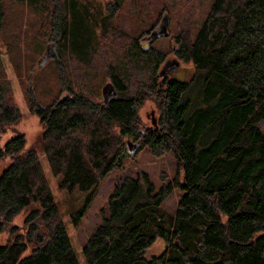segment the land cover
<instances>
[{
	"label": "trees",
	"instance_id": "obj_1",
	"mask_svg": "<svg viewBox=\"0 0 264 264\" xmlns=\"http://www.w3.org/2000/svg\"><path fill=\"white\" fill-rule=\"evenodd\" d=\"M16 1L36 12L42 7L58 45L56 67L68 96L43 107L29 95L28 104L44 128L43 152L58 188L81 200L69 214L72 226L131 149L171 153L181 172V180L157 190L143 172L123 179L109 196L108 217L82 249L85 264H264V0H213L193 39L176 38V57L196 71L189 82L158 71L164 55L134 39L121 69L108 67L100 102L73 90L63 61L92 60L97 13L74 0ZM151 99L157 126L140 132L138 110ZM20 118L0 84V131ZM25 145L19 134L0 148V162L10 160L0 173V234L28 211L25 233L11 226L13 239L0 245V264H79L38 155ZM174 190L180 197L168 215L161 205ZM158 241L161 256L146 260Z\"/></svg>",
	"mask_w": 264,
	"mask_h": 264
},
{
	"label": "rangeland",
	"instance_id": "obj_2",
	"mask_svg": "<svg viewBox=\"0 0 264 264\" xmlns=\"http://www.w3.org/2000/svg\"><path fill=\"white\" fill-rule=\"evenodd\" d=\"M74 1L78 5L89 7L99 18L96 27L98 47L92 60L88 64H81L71 56H63L65 73L74 91L91 94L100 102L101 89L108 82L106 73L108 67L116 66L121 69L119 65L127 62L125 54L132 41L142 37L141 44L145 46L150 42L151 49L164 55V61L158 71H163L161 73L166 74V77L189 82L196 73L191 63H184L176 57L175 50L178 48L176 38L181 36L183 39H193L205 20L213 0ZM3 4L5 15L0 28V84L7 89L9 101L18 108L21 118L15 125L0 131V148L16 135L22 134L26 140V150H34L37 153L49 188L62 214L74 254L79 264H85L82 249L103 217H108L109 196L123 179L135 178L137 174L143 172L157 190L162 185L172 182L177 175L181 180V172L171 153L155 157L147 147L136 152L131 149L122 167L100 181L82 220L78 226L73 227L69 214L80 206L81 200L75 203L78 199L77 194L69 195L58 188L57 179L51 174L43 152L41 135L44 128L39 118L30 112L28 104L29 95L43 107L68 96V92L60 84L56 67L58 58L49 61L42 69H37V63L42 58L45 48L50 46L52 49L55 46L58 55V45L49 37L47 15L43 14L44 12L38 13L42 7L36 12L16 0H6ZM115 4L117 7H114ZM113 8L116 10L108 31L102 32L103 22L107 20V15ZM163 28L166 29L167 36L152 39L151 34ZM133 82L137 87L138 79L133 78ZM158 117L159 111L154 100L145 101L138 110L139 131L156 128L155 120ZM9 163V159L0 162V173ZM179 197V190H174L162 203L163 212L173 215ZM27 214V210L22 212L11 224L19 228L18 234L25 233L23 223ZM11 226L0 234V245L13 239L10 233ZM163 247V243L156 242L146 251L145 259L152 260L161 256Z\"/></svg>",
	"mask_w": 264,
	"mask_h": 264
},
{
	"label": "water",
	"instance_id": "obj_3",
	"mask_svg": "<svg viewBox=\"0 0 264 264\" xmlns=\"http://www.w3.org/2000/svg\"><path fill=\"white\" fill-rule=\"evenodd\" d=\"M165 24H167L166 20H165ZM151 35L153 36L152 39H155V38H158L160 36H167V32H166V29L163 28V29H158V30L154 31ZM148 44H150V42H148ZM57 58L58 57H57L55 46H53L52 49H50V46H47L45 48V52H44L42 58L37 63V69H42L49 61L57 60Z\"/></svg>",
	"mask_w": 264,
	"mask_h": 264
}]
</instances>
